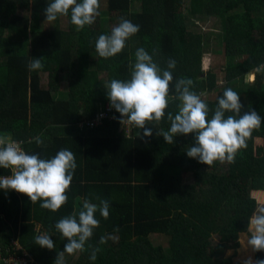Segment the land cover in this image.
I'll use <instances>...</instances> for the list:
<instances>
[{
    "label": "trees",
    "instance_id": "1",
    "mask_svg": "<svg viewBox=\"0 0 264 264\" xmlns=\"http://www.w3.org/2000/svg\"><path fill=\"white\" fill-rule=\"evenodd\" d=\"M51 2L0 0V135L21 140L27 153L41 158L68 149L75 154L77 168L68 201L56 212L41 208L40 202L32 204L25 194L0 189V255L20 258L26 253L28 264H55L68 242L55 224L78 212L84 199L99 203L98 196L109 201V218L96 213L100 226L85 251L78 253L76 264H238L209 260L208 249L214 235L222 248H230L264 207L251 196L264 191V0H198L195 18L219 21L226 60L219 68L222 89L214 99H202L214 110L224 90L232 88L240 95L241 115L254 110L262 117L261 127L234 163L210 167L187 156L195 133L177 135L173 144L157 135L170 128L167 112L159 124L148 125L151 137L131 126L124 134L120 113L110 107L104 86L112 79L130 78L129 65L142 47L150 55L155 52L154 62L162 69L169 59L177 62L173 92L180 78L192 79L197 94L219 87L215 70H202V34L190 32L176 0H140L138 10L131 8V0H105L103 8L100 0L106 27L99 15L79 32L70 14L55 21L68 20L66 29L46 27L50 22L45 10ZM121 17L138 24L140 31L120 54L103 59L95 42L99 35L110 34ZM33 58L43 59L44 67L29 70ZM42 74L47 75L46 85ZM252 75L253 82L245 83V76L249 80ZM101 103L109 106L110 118L90 127ZM178 104H170L167 111L175 114ZM36 136L43 145L35 143ZM255 140L262 141L259 155L254 153ZM183 174H190L192 181L183 182ZM10 175L9 169L0 168V176ZM45 233L55 244L53 250L34 242ZM154 235L166 238L165 248L153 244ZM102 236L106 243H100ZM97 247L92 261L90 254ZM258 260H264V251L256 252ZM0 264L6 263L0 259Z\"/></svg>",
    "mask_w": 264,
    "mask_h": 264
},
{
    "label": "clouds",
    "instance_id": "2",
    "mask_svg": "<svg viewBox=\"0 0 264 264\" xmlns=\"http://www.w3.org/2000/svg\"><path fill=\"white\" fill-rule=\"evenodd\" d=\"M100 7V0H52L45 10L46 21L53 22L58 17L70 14V21L79 32L85 26L95 23L100 15ZM139 31L138 24L121 17L110 34L99 35L95 51L103 59L112 58L120 54L127 41ZM153 55L142 47L136 49L135 62L129 65L130 78L112 79L104 84L110 107L120 113L119 123L125 127L143 129V137H151L152 130L148 125L159 124L167 112L170 128L157 132L167 144H173L177 135L195 133V145L186 151L189 158L197 159L208 167L215 162L234 163L239 152L247 147L253 131L261 127L262 117L254 110L241 115L243 104L240 95L232 88L224 90L214 110L202 99L204 93L197 94L192 90L194 84L190 78L177 79L173 92L172 72L177 62L169 59L166 69H162L154 62ZM42 61L43 59H31L29 70L42 69ZM176 101H179L178 111L175 114L167 111L170 104ZM102 105L104 104L100 105V112L108 113L107 109H102ZM210 111L213 113L211 118ZM104 118L108 117L105 115ZM33 139L38 146L44 143L40 136ZM0 168L11 171L10 176H0V189L25 194L32 204L40 202L41 208L56 212L68 201L67 192L70 191L77 163L75 154L68 149L59 150L51 158H41L39 154L27 153L20 142L4 134L0 135ZM96 200L99 203L84 199L78 212L55 224V229L68 241L64 250L58 253L55 264H65V253L74 255L85 251L86 243L100 226V220L96 218L97 212L105 220L109 218V201L98 196ZM245 240L246 246L253 252L264 251V207H259L249 219L248 230L241 243ZM34 242L48 250L55 248L53 240L46 233L38 234ZM106 242L107 238L102 236L100 243ZM99 250L98 247L92 250L90 260L97 259ZM247 264H252L251 259ZM256 264H264V260H258Z\"/></svg>",
    "mask_w": 264,
    "mask_h": 264
},
{
    "label": "rangeland",
    "instance_id": "3",
    "mask_svg": "<svg viewBox=\"0 0 264 264\" xmlns=\"http://www.w3.org/2000/svg\"><path fill=\"white\" fill-rule=\"evenodd\" d=\"M105 4V0H102V8ZM140 6V0H131V8L138 10ZM176 6L177 8L182 12V15L184 16V19L189 26L190 32L202 34L203 42H204V56L202 58V70L207 71L209 69H214L215 74L217 75V86H219L217 89L211 91V92H204V98L212 100L215 98L216 93L218 90L222 89L223 87V81L221 79L222 73L219 72V68L222 64L226 63V60L223 57V49L220 43V23L218 20L212 21H203L206 23H202L201 21L197 20L195 16L199 15L197 14L199 12V6H198V0H176ZM20 12V11H18ZM29 16L24 12H21V15ZM104 11H100V16L102 19V28L106 27L107 21L105 16L103 15ZM74 26V25H73ZM47 28L50 27H58L62 29H66L68 27V20L65 19L58 20L57 22L53 21L50 22L48 25L46 24ZM75 27V26H74ZM10 37V36H9ZM12 37V36H11ZM13 38V37H12ZM42 81L41 83L46 85L47 84V75L42 74L41 76ZM100 78L103 80L102 73L100 74ZM254 80V75H252L249 80H247V77L245 76L244 82L245 83H251ZM102 104V103H101ZM98 104L99 108L100 105ZM109 106L102 105V109H108ZM129 127L124 126L123 132L124 134L129 133ZM261 140H255L254 141V153L259 155L261 152ZM182 181L185 183H190L192 181L190 174H183L182 175ZM253 198H256L259 204L264 205V191L261 192H254L251 194ZM249 225V221H248ZM248 225L246 228V231L243 233H239L234 241H231L232 244L234 243L230 248H222L221 241L218 239L215 235L211 237L212 246L209 247V254L208 259L212 260L214 262H219L221 260H229L231 263H238V264H247V261L251 259L252 264H256V252H253L252 249L248 246H246V240L244 243H241V240L243 238V235L247 233ZM151 241L154 245H161L163 248L166 246V238L165 237H158L156 235L150 236ZM14 245H18L16 240H13ZM236 244V245H235ZM231 245V243H230ZM19 246V245H18ZM62 252V251H58ZM27 255L26 253H24ZM78 258V253L74 255H68L65 253V264H76ZM5 262H8L5 260Z\"/></svg>",
    "mask_w": 264,
    "mask_h": 264
},
{
    "label": "built area",
    "instance_id": "4",
    "mask_svg": "<svg viewBox=\"0 0 264 264\" xmlns=\"http://www.w3.org/2000/svg\"><path fill=\"white\" fill-rule=\"evenodd\" d=\"M105 105H106V104H104L103 106H105ZM108 110H109V109H107L106 111H108ZM105 115H106V117L110 118V116H108V113H106V114H105L104 112H99V113H97L95 119H93V120L89 123V126H90V127H93L94 125L99 124V123L101 122L102 118L105 117ZM17 142H20V143H21V147L23 148L22 141L19 140V141H17ZM23 149H24V148H23ZM15 246H17V245H15ZM26 256H27V255L24 254V257H20V258H19V257H15V258H13V257H11V256H8V257H2V256L0 255V259L3 260V262L6 263V264H28V263H30L31 261H28V259H26ZM5 260H7L8 262H5Z\"/></svg>",
    "mask_w": 264,
    "mask_h": 264
}]
</instances>
